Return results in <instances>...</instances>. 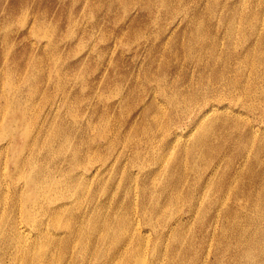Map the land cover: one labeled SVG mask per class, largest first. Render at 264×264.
Returning a JSON list of instances; mask_svg holds the SVG:
<instances>
[{
  "label": "rangeland",
  "instance_id": "1",
  "mask_svg": "<svg viewBox=\"0 0 264 264\" xmlns=\"http://www.w3.org/2000/svg\"><path fill=\"white\" fill-rule=\"evenodd\" d=\"M205 98L253 131L196 149ZM262 142L264 0H0L2 264H37L26 249L44 264H134L139 247L140 264H264ZM83 213L130 217L132 244L81 256L89 240L68 243L63 223ZM14 220L34 244L8 247Z\"/></svg>",
  "mask_w": 264,
  "mask_h": 264
},
{
  "label": "bare ground",
  "instance_id": "2",
  "mask_svg": "<svg viewBox=\"0 0 264 264\" xmlns=\"http://www.w3.org/2000/svg\"><path fill=\"white\" fill-rule=\"evenodd\" d=\"M243 17L246 20V23H248V25H249L248 27L251 28L252 30H255L256 26L254 24L253 19L251 18V14H250V16L249 15H243ZM235 25H236V20H233L232 23L230 24V28L234 29ZM232 33H233V31L228 30V37H230L232 35ZM255 35H256V32L254 34H252L251 36H255ZM253 44H254L253 49H255L256 43H253ZM214 57H215V54H213L211 56V58H213V59H214ZM223 70H224V68H223ZM209 71H211V70L209 69ZM253 75H254V77H256V67H255V70H253ZM220 79H221V82L220 81H217V82H220L221 84L223 82H225V77L224 76L222 77V75L217 74L215 81L220 80ZM223 85H225L224 87L227 86L224 83H223ZM227 87H229V85ZM243 87L244 86L242 84L235 81L234 85L232 87H229V88L237 89V90L241 91V94H242ZM164 97H165V95H164ZM207 98H209V97H207ZM232 102H233V100H232ZM203 104H204L203 106L200 105L202 108H200V106L198 107L200 109L199 110L200 114L198 115V119L202 118V120H201L202 122L200 124L202 129L199 132V135H198L199 138H198L197 142H195L193 144V146L196 149L199 147H202V149H204V150L209 149L210 144H209V141L207 139L209 137L210 132H212V133L215 132V138H218L221 135H227V134L231 135L235 129L240 131L241 128H243V130H245V132H247V133L250 131H253L254 127L249 125L250 121H247L244 123L240 119L241 116L235 114L234 112L230 111L229 109H219L215 105H211L209 103V99H206V98H205ZM245 106H247V105H245ZM250 106H252V105L250 104ZM249 109L250 108H248V110ZM253 109H255V108H253ZM178 136H179L178 133H176L175 137H178ZM168 138H170V137H168ZM64 143H67V140L64 141ZM164 143H165V141H164ZM262 143L264 144V142H262ZM263 144L261 147H263ZM72 145H73V143H72ZM0 150H1L0 151V153H1L2 151H4V148H2ZM244 150H246L244 147L241 148V152H244ZM200 151H201V149H200ZM190 157H191V154H190ZM192 163H193V161H192ZM226 163H227V160H226ZM220 165L217 166V168L215 170L219 169ZM195 166L192 165L193 168ZM186 168H187V166H186ZM197 170L198 169H196V171ZM36 174H39V173H36ZM38 177H39V175L29 177L30 180L32 181L34 187H36L38 182L41 179H43V178H38ZM51 182H54V180H51ZM63 183H64V186L69 185V183L66 180H64ZM70 186L73 189L76 188V187H73L71 183H70ZM145 195H146V193L144 191V196L142 197V198H144L143 204H146L145 203V201H146ZM40 204H41L40 209H37L38 210L37 212H31V211L29 212L30 219L32 220V223H34L36 221V219H35L36 217L33 215L34 213H40V212L43 213V212L47 211L44 208L43 200H40ZM56 207H58V206H56ZM56 207H54L53 209H56ZM143 210H145V209H143ZM53 211H56V210H53ZM86 215H87L86 213L85 214L84 213L79 214L77 216V219L75 222L74 221L72 222V220L68 218L66 220V222L63 223V227L67 229V231H68L67 233L69 234L68 237L70 240L68 241V243H70L73 240L74 241L78 240L84 246V244L89 240L90 248L88 250H86V245L83 248H81L79 250L81 256H86V257L92 256L93 259L96 258V260H97L98 250L101 254H104V252H103V251H105L104 249L107 247L108 244H111V243H113V245L115 244L116 247L119 248L120 254H123L124 250L126 249L128 244L129 245L132 244V241L129 243V239L127 238V236L129 234V232L132 231V227H134V230L136 231V226L134 225V222H132V219L130 217L123 216L122 218H120L118 215H116L113 218L108 217V218H105V220L101 221L100 219L97 218V215H94V213H92L87 220H86ZM55 220H57V217ZM88 221H89V223H87ZM86 223H87V225H86ZM20 224L21 223H17L14 220V224L10 225V232H9L8 236L12 241L10 240L8 247L16 246L19 248H27L28 246L34 244L35 238L40 235V233L38 231H37L38 234H36L33 230L29 231V230H27V228L24 225L20 226ZM139 229H137V231L140 233L141 231ZM40 232H41L42 238H44L45 236L48 237L47 233H49V232H48L47 227L44 230H43V228H41ZM16 240H17V244H16ZM136 241H138V240H136ZM121 245H122V247H121ZM140 249L141 248L139 247L134 251V253H135L134 264H140L142 261L141 255L139 252ZM18 251H20V249ZM247 256L249 258H251L253 260V262L256 261V253L247 252ZM45 258H46V255H42L41 252L38 254L37 257H35L32 252H30L26 249V259H28L30 262H33L34 260H36L37 264H44ZM0 264H2L1 261H0Z\"/></svg>",
  "mask_w": 264,
  "mask_h": 264
}]
</instances>
